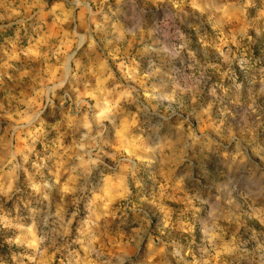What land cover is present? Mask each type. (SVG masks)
<instances>
[{
  "label": "clouds",
  "instance_id": "clouds-1",
  "mask_svg": "<svg viewBox=\"0 0 264 264\" xmlns=\"http://www.w3.org/2000/svg\"><path fill=\"white\" fill-rule=\"evenodd\" d=\"M0 264H264V0H0Z\"/></svg>",
  "mask_w": 264,
  "mask_h": 264
}]
</instances>
